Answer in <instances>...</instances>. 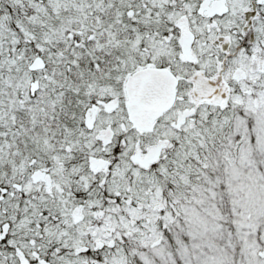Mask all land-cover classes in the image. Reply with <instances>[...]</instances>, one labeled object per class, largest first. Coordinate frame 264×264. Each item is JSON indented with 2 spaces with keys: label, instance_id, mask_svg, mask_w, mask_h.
<instances>
[{
  "label": "snow or ice",
  "instance_id": "snow-or-ice-1",
  "mask_svg": "<svg viewBox=\"0 0 264 264\" xmlns=\"http://www.w3.org/2000/svg\"><path fill=\"white\" fill-rule=\"evenodd\" d=\"M0 264H264V0H0Z\"/></svg>",
  "mask_w": 264,
  "mask_h": 264
}]
</instances>
